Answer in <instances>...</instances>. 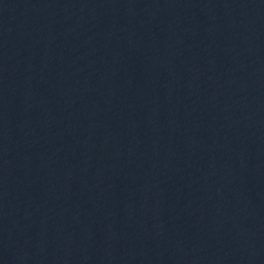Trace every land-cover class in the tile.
I'll return each instance as SVG.
<instances>
[{
	"label": "water",
	"instance_id": "obj_1",
	"mask_svg": "<svg viewBox=\"0 0 264 264\" xmlns=\"http://www.w3.org/2000/svg\"><path fill=\"white\" fill-rule=\"evenodd\" d=\"M0 264H264V0H0Z\"/></svg>",
	"mask_w": 264,
	"mask_h": 264
}]
</instances>
